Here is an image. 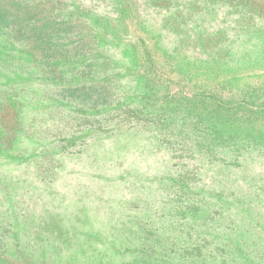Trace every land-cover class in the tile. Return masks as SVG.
<instances>
[{
	"label": "rangeland",
	"instance_id": "rangeland-1",
	"mask_svg": "<svg viewBox=\"0 0 264 264\" xmlns=\"http://www.w3.org/2000/svg\"><path fill=\"white\" fill-rule=\"evenodd\" d=\"M0 7V264H264V0Z\"/></svg>",
	"mask_w": 264,
	"mask_h": 264
},
{
	"label": "trees",
	"instance_id": "trees-1",
	"mask_svg": "<svg viewBox=\"0 0 264 264\" xmlns=\"http://www.w3.org/2000/svg\"><path fill=\"white\" fill-rule=\"evenodd\" d=\"M1 8V10L3 9V10H5V8H2V7H0ZM12 10H14V9H12ZM6 12H8V11H5V13H1L0 12V18H3L5 15H7L6 14ZM24 13V12H23ZM22 13V14H23ZM22 14L21 15H18L17 17H19V16H22ZM9 16V14L7 15V20H9V18L10 17H8ZM16 17V18H17ZM28 18V19H27ZM26 18V20H24V17H23V20H22V22L23 21H25V22H29V20H33V19H31L30 17H27ZM2 19H0V22H3V23H0V25H3V24H5V25H3V26H9V23L7 22V21H1ZM37 20L38 19H36L34 22H37ZM77 21H79V20H77ZM77 21H75L74 23H77ZM4 22H6V23H4ZM31 22V21H30ZM50 22V21H49ZM48 22V24H49V26H50V28L48 27V29H47V32L48 33H46V36H48L49 35V33H50V35H51V37L50 38H52V37H54L55 39H60V38H66V39H70L72 36H73V34H75V26H76V24H74V23H67V24H65L64 23V27L63 26H60V25H58V24H56V25H52L51 26V24ZM15 21H14V26H17V25H19V23L17 24L16 23V25H15ZM62 22H59V24H61ZM78 23H81V24H83V23H85L84 21H81V22H78ZM20 24H22V26H25L26 25V23H20ZM62 25V24H61ZM80 31V30H79ZM81 32V31H80ZM76 34H80L78 31L76 32ZM79 40H80V43H79V46L81 47V46H89V42H88V40L87 39H85V37H83V36H80L79 37ZM45 41H47V39H45ZM69 41H72V40H69ZM79 46H77V47H79ZM48 47V46H47ZM46 54V53H45ZM83 54H85V52L83 53ZM84 58V57H83ZM81 64H82V62H80ZM52 72V71H51ZM53 77L54 78H56V76L55 75H53ZM79 77V76H78ZM84 87V86H83ZM89 91V90H88ZM88 91L86 92V91H84V92H82L81 93V98H78L77 100L79 101V100H87V99H89V98H92V96H94V95H90L89 93H88ZM98 98V97H97ZM92 99H94V98H92ZM96 99V98H95ZM83 102V101H82ZM98 103V102H97ZM97 103H95V104H97ZM181 106V105H180ZM237 117V120L239 121L240 120V117H238V116H236Z\"/></svg>",
	"mask_w": 264,
	"mask_h": 264
},
{
	"label": "bare ground",
	"instance_id": "bare-ground-1",
	"mask_svg": "<svg viewBox=\"0 0 264 264\" xmlns=\"http://www.w3.org/2000/svg\"><path fill=\"white\" fill-rule=\"evenodd\" d=\"M84 213H85V211H84ZM83 215H84V214H83ZM85 216H86V215H85ZM60 223H61V222H60ZM64 232H65V231H64ZM61 233H62V232H61ZM58 235H59V234H58ZM58 235H57V236H58ZM55 237H56V236H55Z\"/></svg>",
	"mask_w": 264,
	"mask_h": 264
}]
</instances>
